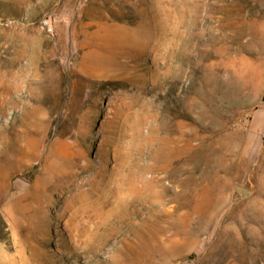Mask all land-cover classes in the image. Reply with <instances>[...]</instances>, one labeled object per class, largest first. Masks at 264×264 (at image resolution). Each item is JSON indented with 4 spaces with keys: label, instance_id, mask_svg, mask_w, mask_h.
<instances>
[{
    "label": "rangeland",
    "instance_id": "374dc122",
    "mask_svg": "<svg viewBox=\"0 0 264 264\" xmlns=\"http://www.w3.org/2000/svg\"><path fill=\"white\" fill-rule=\"evenodd\" d=\"M0 264H264V0H0Z\"/></svg>",
    "mask_w": 264,
    "mask_h": 264
},
{
    "label": "bare ground",
    "instance_id": "6f19581e",
    "mask_svg": "<svg viewBox=\"0 0 264 264\" xmlns=\"http://www.w3.org/2000/svg\"><path fill=\"white\" fill-rule=\"evenodd\" d=\"M256 104V103H255ZM258 104V103H257ZM249 108V107H248ZM244 111V110H243ZM244 113V112H243ZM240 122H242L241 120H240ZM241 124V123H240ZM140 140V139H139ZM104 162V161H103ZM102 165V164H101ZM100 171V170H99ZM249 240V239H248ZM255 242H253V244H254ZM257 243V242H256ZM259 243V242H258ZM251 244V243H250ZM256 246V245H255ZM258 248V247H257ZM259 252V251H258ZM260 254V253H259Z\"/></svg>",
    "mask_w": 264,
    "mask_h": 264
}]
</instances>
